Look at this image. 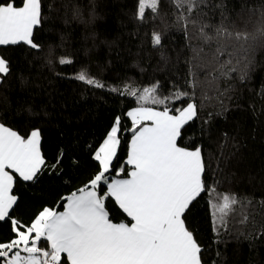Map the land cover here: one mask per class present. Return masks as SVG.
Listing matches in <instances>:
<instances>
[{
    "label": "trees",
    "instance_id": "obj_1",
    "mask_svg": "<svg viewBox=\"0 0 264 264\" xmlns=\"http://www.w3.org/2000/svg\"><path fill=\"white\" fill-rule=\"evenodd\" d=\"M45 3L50 5L46 19L34 32L40 50L25 44L0 46V55L11 61L12 69L0 82V122H7L6 126H13L21 134L39 128L45 160L33 181L17 179L13 187L17 204L11 215L24 224L44 207L63 211V198L94 176L98 169L95 150L117 116L122 124L121 146L113 163L115 168L124 165L132 136L126 113L138 104L134 97L109 88L124 91L125 85H130L142 89L159 82L161 96L178 88L191 91L186 84L190 79L191 46L198 44L189 41L175 24L169 0H162L158 17L148 15L143 23L134 18L136 0ZM206 3L204 11L210 22L219 23L223 13L242 26L264 0ZM16 5L20 6L21 0H16ZM76 7L81 9L82 19L74 18ZM153 31L162 33L159 47L152 46ZM60 56L73 63L60 65ZM254 62L249 80L240 81L233 74L231 79L220 80L219 90L206 89V95L197 90L199 116L182 130V145L203 148L209 165L207 183L219 193L238 196L243 205L237 208L245 207L249 217L240 223L238 210L228 229L216 232L209 198L202 195L193 203L187 223L198 234L204 264H264V49L255 52ZM81 69L105 87L75 79ZM199 78L204 80L205 74H199ZM225 89L227 94L222 95ZM171 106L181 107L183 102ZM28 109L36 115H30ZM108 207L114 209V202L109 200ZM110 215L114 222H128L119 211ZM12 236L10 222H0V241Z\"/></svg>",
    "mask_w": 264,
    "mask_h": 264
},
{
    "label": "snow or ice",
    "instance_id": "obj_2",
    "mask_svg": "<svg viewBox=\"0 0 264 264\" xmlns=\"http://www.w3.org/2000/svg\"><path fill=\"white\" fill-rule=\"evenodd\" d=\"M161 3L136 0L134 18L143 23L148 15L158 17ZM169 3L175 24L189 41H198L191 46L190 79L186 82L191 91L178 88L161 96L159 82L142 89L130 85L124 91L112 88L134 97L138 104L126 113L132 133L127 159L123 166L114 167L122 134L121 117L117 116L95 150L96 173L63 198V211L44 207L28 224L12 217L17 204L14 184L17 179L33 181L45 160L39 128L21 134L0 122V222H10L13 233L11 239L0 241V264H204L198 234L187 223V214L198 198H209L216 232L227 230L238 210L240 223L247 222L246 208H237L243 205L238 196L219 193L207 183L209 165L202 146L182 145L181 141L182 130L199 116L197 90L205 95L206 89L219 90L220 80L231 79L233 74L240 81L251 79L254 54L264 49V4L238 26L223 13L219 23L210 22L204 11L206 0ZM49 7L45 0H21L20 6L16 0H0V46L25 44L40 50L34 32L43 25ZM73 15L82 19L83 13L76 7ZM151 43L161 46L162 33L153 31ZM225 56L228 58L222 60ZM58 63L67 65L73 60L60 56ZM11 70V61L0 55V82ZM199 74H205V79ZM74 78L105 87L86 69ZM177 101L183 106L172 107ZM28 112L36 115L31 109ZM109 200L114 209H109ZM113 211L124 214L128 222H114Z\"/></svg>",
    "mask_w": 264,
    "mask_h": 264
},
{
    "label": "rangeland",
    "instance_id": "obj_3",
    "mask_svg": "<svg viewBox=\"0 0 264 264\" xmlns=\"http://www.w3.org/2000/svg\"><path fill=\"white\" fill-rule=\"evenodd\" d=\"M113 87L109 88V89H112Z\"/></svg>",
    "mask_w": 264,
    "mask_h": 264
}]
</instances>
